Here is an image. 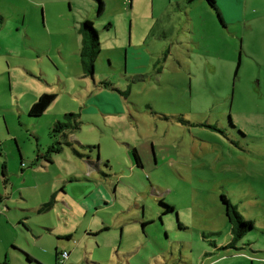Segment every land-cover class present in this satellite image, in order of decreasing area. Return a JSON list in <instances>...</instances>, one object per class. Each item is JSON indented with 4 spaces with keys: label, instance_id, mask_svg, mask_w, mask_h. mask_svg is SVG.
<instances>
[{
    "label": "rangeland",
    "instance_id": "obj_1",
    "mask_svg": "<svg viewBox=\"0 0 264 264\" xmlns=\"http://www.w3.org/2000/svg\"><path fill=\"white\" fill-rule=\"evenodd\" d=\"M102 1L0 0V194L17 229L0 230L44 264L65 232L64 264H264V0H215L220 19L203 0ZM42 94L54 102L29 117ZM58 120L73 126L53 134ZM222 196L252 223L235 240Z\"/></svg>",
    "mask_w": 264,
    "mask_h": 264
},
{
    "label": "trees",
    "instance_id": "obj_2",
    "mask_svg": "<svg viewBox=\"0 0 264 264\" xmlns=\"http://www.w3.org/2000/svg\"><path fill=\"white\" fill-rule=\"evenodd\" d=\"M96 1L98 2L97 15H100L103 12L104 4L102 0H96ZM194 1L196 0H186L188 4L193 3ZM203 1H205L208 4V6L214 10L217 17L220 19L219 10L217 8L215 0H203ZM80 33L82 36V41H81V48L79 51V56L81 59L82 70L85 75H87L88 77H92L93 76V64L95 62V59L98 55V50H99L98 49L99 41H98L97 32L95 31L92 22H90L89 20H85L80 25ZM101 84L104 86H108L105 82H102ZM55 97L56 96L53 94L40 95L38 99L29 108L28 110L29 117L31 118L40 117L46 111V109L54 102ZM70 117H74V115H69V118ZM72 126L73 125L70 124L67 120L65 121L58 120L52 126L51 132L53 134H63V131L65 129H68ZM51 136L54 137L56 135H51ZM60 143L54 141V143H52L50 146L47 147L44 153H40L37 155L36 159L30 163V166L34 167L36 165L37 167L39 166L38 165L39 162H40V165L42 164V161L48 164H51L52 156L62 151V146H61L62 143L61 144ZM132 153H133L135 161L137 162V164H139L140 159L137 155L136 150L132 149ZM19 162H20V165L23 166L21 157L19 158ZM1 170H2V175L4 177V182L6 184V175H5L4 167H2ZM221 200L223 204L226 205V215L228 216V220L232 226L231 230L233 233V240H235V238L237 239L243 236L246 232L252 229V223L244 220L241 217V215L237 212V209L234 205H232L224 196L221 197ZM52 205H53V198H51L49 202L43 204L39 208V211L49 210L52 207ZM170 212H172V207L166 206L165 212L163 214L165 215ZM179 227L181 228L180 224H179ZM56 260L59 261V259L57 258Z\"/></svg>",
    "mask_w": 264,
    "mask_h": 264
},
{
    "label": "crops",
    "instance_id": "obj_3",
    "mask_svg": "<svg viewBox=\"0 0 264 264\" xmlns=\"http://www.w3.org/2000/svg\"><path fill=\"white\" fill-rule=\"evenodd\" d=\"M221 1H223V0H221ZM234 1L235 0H225L223 3H220L219 8L222 10L221 12H224V8L225 7H230L232 9V7L234 6V4L232 2H234ZM236 1H238V3L242 2V0H236ZM16 100L18 101V98H16ZM29 108L30 107H28L27 110H29ZM47 165H51V164H48V163L42 161V164L37 166V167H35V168L36 169L37 168H44V166L47 167ZM1 172H2V170H1ZM2 179H3V184L5 185L3 175H2ZM6 183H7V179H6ZM55 196H56V194H52L51 195V197L53 199H54ZM8 201H9V199L7 197H5L4 195L0 194V207H1L0 208V212L2 210L1 213L3 214V215L0 214V222L4 223V225L6 227H8V229H10L12 227L13 231H15V230H17L15 228V220L12 219V217L10 215L12 213L9 212L10 208L7 207ZM53 203H54V201H53ZM42 205H43V203L41 205H39L38 208L35 209L37 213H45V212H48L52 208L51 207L49 210L39 211V208ZM83 206L84 205H78V209H80L83 212H85V210H88L87 206H84L86 209ZM30 211H34V209H30ZM15 216H17V215H15ZM1 217H3V219H1ZM15 218H16L17 224H19V222H21V220H25L26 221V219H27V217H24L23 219H21V217H15ZM11 220H13V221H11ZM53 230L54 229L51 228V229L48 230V232L53 233ZM6 233L7 234H3V232L0 230V264H44V262L41 261L40 258L35 257L31 252L25 250L28 253V254H25L20 249H17L16 247H14L16 245L15 242L18 240L17 237H16V240L14 241L13 237L9 235V232L7 231ZM32 235L35 236L36 234H32ZM56 235L61 238V239H59L60 240V247L62 246V243L64 241L68 242L70 240V237H71L70 233H66V232L63 233V234L59 233V234H56ZM39 236L40 235H37L35 237H39ZM35 239H37V238H35ZM26 244L29 247H32V248L34 247V243H31V244L30 243H26ZM60 247L59 246H53L52 248L48 249V251L43 252V254L44 255H48L49 254L50 256H51V254H53L55 264H58L59 262H58V260H56V258L58 259L59 255L62 252H66L65 250L60 251ZM23 256L26 258V261L23 260ZM68 257H69V253H67V257L64 259L63 264L65 263L66 259H68Z\"/></svg>",
    "mask_w": 264,
    "mask_h": 264
},
{
    "label": "built area",
    "instance_id": "obj_4",
    "mask_svg": "<svg viewBox=\"0 0 264 264\" xmlns=\"http://www.w3.org/2000/svg\"><path fill=\"white\" fill-rule=\"evenodd\" d=\"M67 257V253L66 252H62L61 254H60V258H58L59 259V263L61 262V263H63V261H64V259Z\"/></svg>",
    "mask_w": 264,
    "mask_h": 264
}]
</instances>
